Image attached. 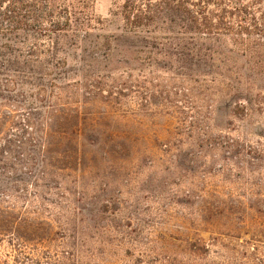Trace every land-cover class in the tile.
Wrapping results in <instances>:
<instances>
[{
	"label": "rangeland",
	"instance_id": "1",
	"mask_svg": "<svg viewBox=\"0 0 264 264\" xmlns=\"http://www.w3.org/2000/svg\"><path fill=\"white\" fill-rule=\"evenodd\" d=\"M120 3L92 0L103 23L80 49L61 40L60 90L0 59V264H264V97L183 84L189 63L138 53ZM57 93L80 165L46 172Z\"/></svg>",
	"mask_w": 264,
	"mask_h": 264
},
{
	"label": "trees",
	"instance_id": "2",
	"mask_svg": "<svg viewBox=\"0 0 264 264\" xmlns=\"http://www.w3.org/2000/svg\"><path fill=\"white\" fill-rule=\"evenodd\" d=\"M92 8V0H0L2 71L9 77L43 78L37 86L42 92L48 86L60 90L57 70L68 64L60 56L61 40L80 49L103 23ZM119 8L122 30L149 45L138 53L150 56V47H156L168 58L189 63L178 69L183 84L230 98L243 89L257 90L258 100L264 97V0H121ZM6 82L14 84L11 78ZM56 100L44 130L46 172L80 165V113H66L59 93ZM13 212L0 207V213ZM66 254L72 259L77 252ZM153 258L172 264L171 257Z\"/></svg>",
	"mask_w": 264,
	"mask_h": 264
}]
</instances>
